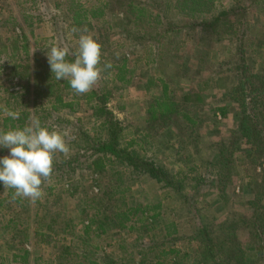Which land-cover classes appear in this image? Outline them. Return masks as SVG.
<instances>
[{"label": "rangeland", "instance_id": "rangeland-1", "mask_svg": "<svg viewBox=\"0 0 264 264\" xmlns=\"http://www.w3.org/2000/svg\"><path fill=\"white\" fill-rule=\"evenodd\" d=\"M230 1L218 0L217 8L227 7ZM130 2L0 0V129L4 128V119L8 117L3 108L17 112L19 117L28 112L25 124L30 123V118H38L42 126L65 135L70 152L67 157L57 153L53 168L55 163L74 157L80 159L81 166L72 172L66 168L63 173L54 168L51 178L42 185L43 196L34 202L27 198L12 200L14 189H6L0 183V264H60L61 259H56L59 254L65 256L61 264H89L92 255L105 253L119 262L145 253L149 261L154 259V263L163 264L180 259L181 255L175 249L190 253L179 264H198L196 249L199 243L193 238L194 230L208 222L224 221L230 209L243 208V201L252 196L248 188L243 193L239 189L247 178L238 174L232 183L234 186L228 187L232 200H229V208L217 203L218 194L212 191L198 198L199 201L193 206L183 203L167 187L133 170L126 163H111L101 154L92 156L89 162L86 155L80 156L88 145V137L84 138L82 132L96 141L107 138L101 126L105 115H94V109L100 105H105V109L110 110L123 126L120 148L135 150L141 155H153L174 171L188 173L190 168L197 165L199 171L195 173L203 172L202 177L207 172V163L213 159L216 143L227 138L235 126V111L232 108L225 117L219 116L217 119H213L208 108H200L204 103L206 105L203 107L229 103L225 96L228 89L218 87V79L226 74L221 62L232 53L230 43L227 40L205 41L204 35L189 31V26H185V31L180 35L174 33L159 37L166 24H157L155 20L142 23L134 13L128 14L127 18L125 11ZM79 3L87 9L107 3L105 14L99 20L93 19L76 29L82 31L87 28L88 33L101 45L100 67L109 61L112 67L102 71L100 79L89 92L78 95L71 87L65 86L64 80L55 79L46 52L50 50L51 43H57L68 49L70 57L66 59L74 61L73 53L78 48L81 31H72L67 10L76 9ZM262 15L264 8L260 11V18L256 9L250 10L247 21L256 24L260 19L263 23L258 22L257 26L264 31ZM190 35L193 36L192 40H183ZM182 44L179 50L178 46ZM17 63L19 66H15ZM114 65H122L128 70L122 73ZM26 67L29 71L25 70ZM186 67L188 69H184ZM24 71H27L28 78L23 79L17 74ZM216 74L218 76L213 79L212 88L203 90L202 82ZM124 75L125 79L122 80L120 77ZM47 76H51L50 79ZM28 79L29 87L26 83ZM54 80L56 89L52 95H48L49 89L46 87ZM165 83L168 90L163 93ZM94 91L105 95L106 102L102 103ZM199 93L206 96L201 100L197 96ZM58 95L61 101H57ZM187 99L191 101L188 110L196 119V125H199L193 136L199 141L197 147H203L199 153L197 147L189 148L191 156L185 150V143L189 140L185 135L186 124L173 119L177 110L173 103ZM151 103L155 104L152 109L156 119L149 121L147 109ZM54 104L57 109L52 108ZM163 112L171 115L174 121L173 131L176 135L173 137L177 139L182 152L175 151L167 139L165 141L157 136L160 135L158 131L165 133L168 130L160 128L166 124L159 119ZM1 148L0 157L9 154V149L2 151ZM111 158L115 161L114 155ZM87 162L90 168L86 167ZM241 163V157H238L239 167L245 166L249 173L254 171V175L259 174L261 180L264 178L263 166L257 164L254 167L250 161L242 166ZM80 171L84 174H80ZM102 191L107 193L101 194ZM95 195H99V199L103 196L100 205L109 210L140 206L141 211L128 222L125 229L112 223L114 226L101 231L96 224L95 208L91 206L96 205L94 200H90ZM159 203L161 205L157 209L148 211L149 207ZM194 209L199 215L193 212ZM154 216L162 223L176 222L181 238L176 243L167 244L165 231L158 229L153 233L151 230L150 233L156 234L155 245L151 244L146 224L148 217L150 220ZM85 221H93L92 229L87 234L84 231ZM68 230H72L73 234L67 233ZM163 239L167 247L175 250L170 255L159 256L164 248L160 245ZM152 247L154 251H151ZM24 248L29 252L26 261H15L14 254L22 255Z\"/></svg>", "mask_w": 264, "mask_h": 264}, {"label": "trees", "instance_id": "trees-1", "mask_svg": "<svg viewBox=\"0 0 264 264\" xmlns=\"http://www.w3.org/2000/svg\"><path fill=\"white\" fill-rule=\"evenodd\" d=\"M217 2L218 0H131L125 11L127 18H129L128 14L133 15L134 13L136 19L142 20V23H149L152 20H155V23L160 25L165 23L163 34L160 35L159 33V37L170 36L174 33L180 35L185 31V26H189L187 27L189 31L204 35L205 41L218 42L227 40L233 47L231 55L226 56L227 58L221 62V68L226 70V74L218 79V87L222 86L228 89L225 96L229 103L218 107H213L210 104H207L209 107H203L206 103L200 106V108H208L212 113L213 119H217L219 116L225 117L230 108L235 111V126L227 138H223L216 143L217 149L213 154V159L207 163V172H204L205 177H202L203 172L195 173L197 170L199 171L197 165L190 168L188 173L174 171L166 167L162 161L153 155H141L135 150L128 151L127 148H120L119 139L123 126L120 125L110 110L105 109V105L95 108L94 115L96 114L97 117L105 115L101 126L107 138L104 140L100 138L96 141L93 137L87 135L86 132H82L84 138L88 137V145L86 151L80 156L86 155L89 162L92 156L101 154V157L111 163H126L133 170H137L140 174H146L162 184L163 187H167L170 192L178 195L183 203L193 206L199 201L198 198L212 191V193L218 194L217 203L229 208L232 200L228 193V187H233L232 183L236 176L242 174L247 179L239 189L243 193L248 188L252 196L243 201V208L233 207L230 209L226 213L224 221L220 223L208 222L194 230L193 238L199 243V248L196 249L197 263L264 264V178L261 180L259 174L254 175V171L251 174L245 169V166L239 167L240 165H238V157H241V166L250 161L254 167L257 164L260 167H264V31H261L257 26L258 22H263L260 19L255 22L256 24L247 21V14L254 9L257 10L260 18V11L264 8V0H231L227 7H223L220 10L217 8ZM105 6H107V3L101 7L87 9L79 3L76 9H68L67 17L70 18V27L77 28L93 19L99 20L105 14ZM262 18L264 20V15H262ZM123 30L126 31L127 29ZM192 38L193 36L190 35L189 37H184L183 40H192ZM53 45L59 46L57 43H51L50 46ZM182 47L183 44L178 46L179 50ZM67 56L70 57L69 54ZM211 57L214 59V56ZM70 60H73V58ZM15 66H19L18 63ZM114 67L118 68L122 73H126L128 70L122 65H114ZM184 69H188V67ZM25 70H28V68L26 67ZM37 73L39 75V72ZM17 74H20L23 79L28 78L27 71L26 73L24 71L23 74L21 72ZM217 76L218 74L213 75L202 82V89L206 91L208 88H212V81ZM47 77L50 79L51 76ZM120 78L122 80L125 79V75ZM230 82H234V84L231 85ZM26 83H28L27 87H29L30 79L26 80ZM55 83L54 80L52 84L46 87L49 89L48 95L54 93L56 89ZM64 83L66 87H71L67 80H64ZM62 90L60 89V91ZM167 90L168 85L165 83L163 93H166ZM95 91L99 92L98 90ZM97 96H99L98 99L102 103L106 102L105 95L97 94ZM197 96L201 97L202 100L206 95L199 93ZM57 101H61L60 95L57 96ZM163 103L168 105V103ZM189 103H191L189 99L177 104L173 103L177 106L173 119L186 124L185 135L189 137V140L185 143V150L186 152L189 151L187 155L191 156L189 148L194 147L196 149L199 143L193 136L199 125H196V119L188 110ZM154 105L151 103L147 109L149 121H152L151 118L153 120L156 119L154 117V109H152ZM52 108L57 109L58 107L54 104ZM178 110L179 113L176 114ZM28 115V112H24L15 120L9 116L6 117L3 129L23 128L26 125L25 121L28 119ZM49 115L50 113H48ZM200 118L202 119V116ZM159 119L166 123L164 127L160 128L168 130L165 133L161 130L158 131L160 135L157 136H160L165 141L167 139V143L175 151L182 152L177 139L173 137L176 132L173 131L174 121L173 119L171 120V115L163 112L160 113ZM4 149L3 147L1 148L2 151ZM200 149L203 150V147H197V153H199ZM113 155L115 161L111 158ZM88 162L86 167L90 168ZM54 165V168L59 172L62 170V173L66 168H69L70 172H72L81 167L80 159L77 157L65 159ZM115 172L117 173V171ZM80 174L84 173L80 171ZM76 183L79 185V182ZM75 188L78 190V186ZM102 193L104 192L102 191ZM98 197L99 195H95L90 200H94L96 203V205L91 204V206L95 208L96 224L101 231L114 225L120 229H125L128 226V222L141 211L140 206L134 209L121 210L118 208L114 211L112 209L109 210L108 207L104 208L103 205H100L103 196L101 197L102 199ZM91 202L93 203V201ZM160 205L159 203L151 206L148 211L154 208L157 209ZM193 212L198 214L196 209ZM156 216L154 218L151 217L150 220L148 217V223L146 224L149 230L150 243L155 245L156 234L154 235L153 233L158 229L166 232V243H176L181 238L180 229L176 222L162 223L156 220ZM92 223L85 221L84 231L86 234L92 229ZM151 230L153 233H150ZM67 233L73 234V231L68 230ZM176 235L178 236L176 237ZM161 242L162 244L160 243V245H163L164 248L159 253V256L163 254L170 255L175 250L181 255L180 259L163 262V264H179L180 261L190 255L189 252H183L178 249L173 250L167 247L164 239ZM154 250L155 248L152 247L151 251ZM28 255V250L24 248L22 255L15 253L13 258L15 261H26L25 259ZM141 255L138 257L132 256L133 258L120 262L114 260L115 258L109 257L106 253L101 254V256L92 255L93 257L89 264H156L154 259L149 261L145 253ZM64 257V255L59 254L56 259H61L59 262L61 264Z\"/></svg>", "mask_w": 264, "mask_h": 264}, {"label": "clouds", "instance_id": "clouds-1", "mask_svg": "<svg viewBox=\"0 0 264 264\" xmlns=\"http://www.w3.org/2000/svg\"><path fill=\"white\" fill-rule=\"evenodd\" d=\"M46 55L55 79L67 80L78 95L89 92L102 71L112 67L110 61L100 67L101 45L87 28L79 36L74 61L66 59L67 48L57 45L51 46ZM3 111L14 120L19 118L15 111L7 108ZM0 147L9 149L8 155L0 157V183L6 189H14L12 200L27 198L33 202L44 194L42 184L52 176L55 155L67 157L70 152L65 135L42 126L38 118H30L23 128L0 129Z\"/></svg>", "mask_w": 264, "mask_h": 264}]
</instances>
